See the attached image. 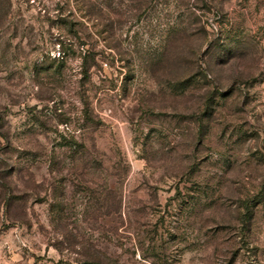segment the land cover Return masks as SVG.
Segmentation results:
<instances>
[{"label":"rangeland","instance_id":"374dc122","mask_svg":"<svg viewBox=\"0 0 264 264\" xmlns=\"http://www.w3.org/2000/svg\"><path fill=\"white\" fill-rule=\"evenodd\" d=\"M1 133L0 264H264V0H0Z\"/></svg>","mask_w":264,"mask_h":264},{"label":"trees","instance_id":"16d2710c","mask_svg":"<svg viewBox=\"0 0 264 264\" xmlns=\"http://www.w3.org/2000/svg\"><path fill=\"white\" fill-rule=\"evenodd\" d=\"M2 138H4L6 140L7 135L2 134L0 135ZM1 165V164H0ZM2 173L0 174V177H2V185H0V190H1V198L2 200H4L5 202V206H8L10 208V206H12V204H14V194L12 193V188L10 189L11 185L10 182L8 180V175L10 174L9 172L6 171H1ZM9 194V197L7 196ZM105 264H118L115 262H107Z\"/></svg>","mask_w":264,"mask_h":264}]
</instances>
